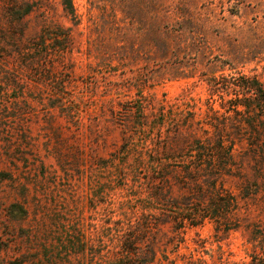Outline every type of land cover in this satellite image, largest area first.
Wrapping results in <instances>:
<instances>
[{
  "label": "rangeland",
  "instance_id": "rangeland-1",
  "mask_svg": "<svg viewBox=\"0 0 264 264\" xmlns=\"http://www.w3.org/2000/svg\"><path fill=\"white\" fill-rule=\"evenodd\" d=\"M241 75L264 84V0H0V264H106L130 229L148 264H254L264 113L227 111ZM197 138L221 152L186 168ZM169 155L184 160L155 179ZM223 190L230 230L176 229L152 199L211 207Z\"/></svg>",
  "mask_w": 264,
  "mask_h": 264
},
{
  "label": "trees",
  "instance_id": "trees-1",
  "mask_svg": "<svg viewBox=\"0 0 264 264\" xmlns=\"http://www.w3.org/2000/svg\"><path fill=\"white\" fill-rule=\"evenodd\" d=\"M41 39H42L41 42L37 41L36 45H42V43L43 44L46 43L45 33L42 34ZM231 79H232L231 82L236 87L240 88V90L237 93L239 94L240 92H243L247 100L241 101L240 97L238 96V101L233 102L232 106L227 111L233 110L237 114H243L244 110L239 109V106L243 105L245 106V113H247L250 116L252 112L255 111L256 108H259L260 111L259 112L256 111L255 113H260V114L264 113V102L256 103L255 101V100L264 99V84L258 79H252L251 77H248L246 75H241L240 77L233 76L231 77ZM249 124L253 126L254 123L253 124L249 123ZM206 132L208 133L207 130ZM218 148H222V149L226 148L223 141L221 144H219ZM233 148L234 147L231 146V148H229V152L226 151L229 157L233 156L232 154ZM194 150L197 151V155H198V156L195 155L197 157L196 168H198L204 163L205 159L203 158V155L213 156V158L211 159H214V156H217V154L221 152V151L215 152V148H213L211 144L206 145L201 138H197L196 145H191V147H189V150H188L189 152L187 153V155L190 157L191 162L187 164L186 168H191L192 164H194V161H193ZM181 157L185 158V156H181ZM223 157H226V155H224ZM163 158L168 160L169 165H175V164L179 165L178 161L183 162L184 160V159L182 160L178 159V156L176 155H169L166 157L159 156L157 158L153 157L151 161V168L153 170L152 176L155 179L159 178L162 181L164 178V174L161 173V170L158 168V165L163 162L162 160ZM219 162L222 163L224 166H226L227 164L226 163L227 161L226 160L223 161L222 158H220ZM159 173L160 175H158ZM1 177H4V176L1 175ZM152 199L156 203L167 206L166 210L170 211L169 215L172 216L174 220H176L177 222L176 229L184 227L186 224V219H188L191 224L197 225L200 222H202L207 216H211V218H216V221L220 223V226L225 224L226 229L230 230L232 226L228 223H223L222 219H225L227 217L226 216L227 212L234 210L235 208H237L239 204L237 197H235L232 194L224 193V190L219 191V193H217L216 197L214 198V201L209 202V204H212L211 207H207L205 206V204H202L200 202L193 203V201L190 202V204H192L193 206L191 205L190 207H186V206L182 207L180 206L178 201H176L174 198H167V199L164 198L163 199L164 202H162L158 196V193L152 194ZM213 207L215 208L214 213H212V210L214 209H211ZM150 223L151 221L148 219L146 221V225L145 223H143L142 227L146 226V231H148L147 228L149 227ZM136 230L137 229H130L127 231V233L124 236V239H122L120 242V250L118 251L119 256L116 257L114 260L107 261L106 264H148L155 260L157 252L155 249L154 250L151 249L149 247V244H147L146 251H144L143 254L141 255L137 254V249L139 248V246H138V243L134 239V236L136 238V236L138 235V232H135ZM256 240L257 239H254V241ZM259 243L261 244L262 242L260 241ZM261 248L263 252L262 254L260 253L253 254L254 264H264V245H261ZM150 252L152 253L151 257L149 256ZM197 263L209 264L206 259H202V258H200L198 262L192 261V260H190L189 262V264H197ZM10 264H21V263H19V261H11ZM220 264H224V263L221 262ZM225 264H228V263H225Z\"/></svg>",
  "mask_w": 264,
  "mask_h": 264
}]
</instances>
